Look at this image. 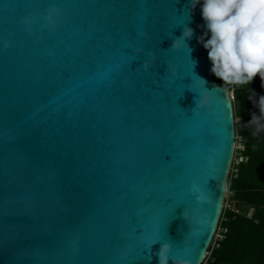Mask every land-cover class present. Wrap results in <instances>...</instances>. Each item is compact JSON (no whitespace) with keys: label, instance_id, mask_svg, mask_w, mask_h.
<instances>
[{"label":"water","instance_id":"95a60500","mask_svg":"<svg viewBox=\"0 0 264 264\" xmlns=\"http://www.w3.org/2000/svg\"><path fill=\"white\" fill-rule=\"evenodd\" d=\"M201 8L0 0V264L203 263L236 135Z\"/></svg>","mask_w":264,"mask_h":264},{"label":"trees","instance_id":"16d2710c","mask_svg":"<svg viewBox=\"0 0 264 264\" xmlns=\"http://www.w3.org/2000/svg\"><path fill=\"white\" fill-rule=\"evenodd\" d=\"M232 93L235 135L242 149L235 151L227 178L228 201L231 207L222 211L221 232L214 246L209 247L205 264H264V117L259 125V101L264 96V82L257 76L244 87L222 85ZM239 156V157H237ZM242 158L236 163L237 158Z\"/></svg>","mask_w":264,"mask_h":264},{"label":"clouds","instance_id":"9594fccd","mask_svg":"<svg viewBox=\"0 0 264 264\" xmlns=\"http://www.w3.org/2000/svg\"><path fill=\"white\" fill-rule=\"evenodd\" d=\"M200 4L210 33V38L206 33L201 42L212 65L211 73L225 86L244 87L257 76L264 82V0H192L193 9ZM192 35L193 30L187 27L181 37L171 34V50L187 47L186 41ZM150 55L155 60V53ZM152 66L145 62L142 67L147 71ZM199 79L205 86L207 82ZM200 103L199 99L197 106ZM259 111L261 116L252 118L258 125L264 117V96L260 97Z\"/></svg>","mask_w":264,"mask_h":264},{"label":"built area","instance_id":"2783aa9c","mask_svg":"<svg viewBox=\"0 0 264 264\" xmlns=\"http://www.w3.org/2000/svg\"><path fill=\"white\" fill-rule=\"evenodd\" d=\"M207 38H210V33L207 35ZM229 94H230L231 98H233L232 93H229ZM237 141H238V137L235 136V146H234L235 151L237 149V147H236ZM234 156H235V152H234ZM233 161H234V157H233ZM241 161H242V158L240 157L239 161H236V163L241 162ZM228 195H229V192L227 190L226 194H225V201H224V204H223V210L226 209V208H230L231 207L230 202L228 201ZM222 219L223 218H222V214H221V218L219 220V224H218V227H217V229L215 231L214 237H216L217 234H219L218 237H221L220 233L221 232H225V230H222L221 227H220V222L222 221Z\"/></svg>","mask_w":264,"mask_h":264},{"label":"rangeland","instance_id":"374dc122","mask_svg":"<svg viewBox=\"0 0 264 264\" xmlns=\"http://www.w3.org/2000/svg\"><path fill=\"white\" fill-rule=\"evenodd\" d=\"M230 93H231V92H230ZM236 147H237V149H238L237 151H239V150L242 149V146H241L239 140L237 141ZM237 157H239V156H237ZM237 161H239V158H237ZM218 235H219V234H217V236L213 238L210 247L214 246L215 242H216V241L218 240V238H219ZM202 264H205V262H203Z\"/></svg>","mask_w":264,"mask_h":264}]
</instances>
